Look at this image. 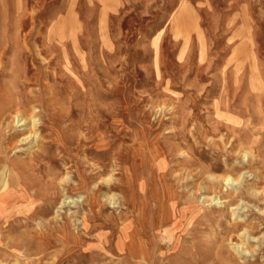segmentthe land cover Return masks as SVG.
Segmentation results:
<instances>
[{"label": "rangeland", "instance_id": "374dc122", "mask_svg": "<svg viewBox=\"0 0 264 264\" xmlns=\"http://www.w3.org/2000/svg\"><path fill=\"white\" fill-rule=\"evenodd\" d=\"M15 71L0 264H264V0H0Z\"/></svg>", "mask_w": 264, "mask_h": 264}, {"label": "bare ground", "instance_id": "6f19581e", "mask_svg": "<svg viewBox=\"0 0 264 264\" xmlns=\"http://www.w3.org/2000/svg\"><path fill=\"white\" fill-rule=\"evenodd\" d=\"M13 61H14V63L15 62L17 63V60L13 59ZM17 77H18V73H17V71H15V73L11 76V78H9L10 79L11 88L8 91L9 92L11 91L13 93H12V97L8 96L9 95L8 94V95H6L7 97L5 99H1V101H0V114L2 115L6 111V109L8 107L7 106L8 104H10L11 102L13 103V105H14V110H13L14 113L12 115V118H13L12 120H14V123H15L14 127L18 128L20 126H24L25 127L26 125H29V129H30L29 132L26 135H22V137L19 139L20 141L25 142L29 138L30 139L34 138L35 134L32 133V130H34V128H37V126L39 125V119H40V115L39 114L40 113H39V110H37L36 106L33 105V106H27L26 107L23 104V93L19 89V86H21V85H20L19 81L17 80L18 79ZM21 83H22V85L25 84L24 82H21ZM8 98L10 99V101H8ZM8 113L11 114V111L8 110ZM14 134H16V132H14ZM14 134H12V135H14ZM32 146L33 145H31L30 147H32ZM227 179L228 178H226V180ZM8 180H9L8 177H7V180H6V177H4L3 174L0 177V182H3L5 184L8 183ZM6 194H7V191L5 190V192L0 195V202L3 200V198H4V196ZM211 199H212V197H211ZM69 201L66 200V199H63L60 203H65V202H69ZM139 211H140L139 212V214H140L142 212L141 208H140ZM165 216L168 217V213L167 212H165L164 217ZM234 248L238 252H240L241 254H244L245 256L248 255V252H250V250L248 251V249L243 247L242 243L236 244L234 246ZM141 250L144 253L145 252L144 250H146V249H145V247L142 246Z\"/></svg>", "mask_w": 264, "mask_h": 264}]
</instances>
